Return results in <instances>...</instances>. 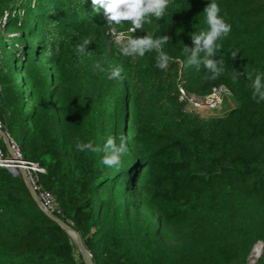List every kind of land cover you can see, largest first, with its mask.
Returning a JSON list of instances; mask_svg holds the SVG:
<instances>
[{
    "label": "trees",
    "instance_id": "16d2710c",
    "mask_svg": "<svg viewBox=\"0 0 264 264\" xmlns=\"http://www.w3.org/2000/svg\"><path fill=\"white\" fill-rule=\"evenodd\" d=\"M208 3L172 0L163 19L144 25L171 38L161 70L155 52L122 56L91 0H0L1 127L27 163L44 168L38 184L95 264H252L258 242L254 264H264V101L252 99L247 79L264 72V0H217L231 32L218 41L224 71L215 80L203 65L186 67L183 54L207 28ZM131 28L116 26L147 34ZM117 66L121 77L109 80ZM182 80L197 93L224 85L236 105L224 115L188 112ZM121 135L128 151L108 167L103 146ZM89 141L101 150L77 149ZM0 264H86L74 236L3 165Z\"/></svg>",
    "mask_w": 264,
    "mask_h": 264
},
{
    "label": "clouds",
    "instance_id": "9594fccd",
    "mask_svg": "<svg viewBox=\"0 0 264 264\" xmlns=\"http://www.w3.org/2000/svg\"><path fill=\"white\" fill-rule=\"evenodd\" d=\"M172 0H91L94 11L99 12L103 9L104 16L109 26V32L113 43L116 45L118 52L124 57H143L145 53H156V67L165 70L168 67L170 57L163 50V45L167 44L171 39L168 35L155 36L152 31H146L145 24H151L152 18L157 20L163 19L167 8ZM206 16V30H200L191 34L194 47L185 45L183 54L186 56V67H194L199 71L201 65L211 74L210 78L215 80L224 71L223 59H216L217 52L221 49L218 43L222 38L227 37L231 32V24L227 22L225 15H221V8L217 0H210L203 10ZM124 22H130L132 28L130 31L137 30L146 31V35L141 36H125L124 33L118 32L116 26L122 25ZM92 40L85 38L83 42L76 46V50L80 54H85L88 45ZM238 51H233L231 57L235 59ZM49 46L48 55H51ZM100 71H104L99 64L94 66ZM121 68L113 67L108 73L109 80L119 79L121 77ZM238 78L234 74L232 79ZM250 82L252 99L257 103L264 101V72L247 74ZM230 94V93H229ZM76 147L79 151L98 152L101 149L94 146L93 142L77 143ZM103 151V163L108 167L118 166L121 157L127 153V140L124 135L119 137V143L113 137H108Z\"/></svg>",
    "mask_w": 264,
    "mask_h": 264
},
{
    "label": "built area",
    "instance_id": "2783aa9c",
    "mask_svg": "<svg viewBox=\"0 0 264 264\" xmlns=\"http://www.w3.org/2000/svg\"><path fill=\"white\" fill-rule=\"evenodd\" d=\"M183 81L184 80L180 81L178 84V93H179L180 99L183 102L184 109L186 111L200 112L203 114H207V113H217L218 114L223 109L224 96L226 94H229V89L226 86L214 85L209 92L197 93L194 91H189L186 88V86L183 84ZM0 126H1V122H0ZM5 155L8 156V154L3 150L2 144L0 141V165H3L9 168L8 164L10 163H8ZM11 158L10 160H12ZM22 162L24 163L22 164L26 167L28 171L29 179L34 185V187L36 188V190L38 191V194L44 206L50 211L58 215L59 209L57 208L55 197L50 191L44 189L38 184V171H44V168L40 167L36 163H27L24 159H22ZM9 169L13 171V168H9ZM18 173L19 172H17V174ZM262 245H261V249H262ZM260 254H261V251L258 257L260 256Z\"/></svg>",
    "mask_w": 264,
    "mask_h": 264
},
{
    "label": "water",
    "instance_id": "95a60500",
    "mask_svg": "<svg viewBox=\"0 0 264 264\" xmlns=\"http://www.w3.org/2000/svg\"><path fill=\"white\" fill-rule=\"evenodd\" d=\"M0 134L3 137L4 141H5V145H6V149L9 153V155L13 158L16 157V155L18 156L17 158V165L20 169L19 173L23 176V178L25 179L27 186L29 187L32 195L34 196V198L37 200L38 204L47 212V214L52 217L54 220H56L63 228H65L69 233H71L72 235H75L76 237V241L78 243V246L80 248V251L84 257V260L86 262V264H95L94 260H93V256L91 251L89 250V248L87 247L81 233L73 226L71 225L69 222H67L66 220H64L61 216L57 215L56 213L50 211L49 209H47L39 194L38 191L36 190V188L34 187V185L32 184V182L29 179L28 176V171L26 169V167L21 163V160L23 159L21 154H18L14 148H13V144H12V140L11 137L9 135V133L7 131H5L3 128L0 127Z\"/></svg>",
    "mask_w": 264,
    "mask_h": 264
},
{
    "label": "rangeland",
    "instance_id": "374dc122",
    "mask_svg": "<svg viewBox=\"0 0 264 264\" xmlns=\"http://www.w3.org/2000/svg\"><path fill=\"white\" fill-rule=\"evenodd\" d=\"M120 32H122V33H124L125 34V36H130V34H129V31H120ZM236 105V102L234 101V99L232 98V96L230 95V94H226L225 96H224V107H223V109L217 114V113H207L206 115H224V114H226L232 107H234ZM198 113V112H197ZM1 127V126H0ZM2 128V127H1ZM0 137H2L1 136V134H0ZM2 139H3V137H2ZM3 141H4V139H3ZM12 144H13V141H12ZM13 148H14V150L18 153L19 152V150H18V148L16 147V145H14L13 144ZM7 154H8V156L7 155H5V157L7 158V161H8V163H10V164H8V167L9 168H13V171H15L16 173L17 172H19L20 171V169H19V167H18V165H17V163L16 162H13L14 161V159L13 158H11V156L9 155V153L7 152ZM19 154V153H18ZM10 158L12 159V160H10ZM21 163H23L22 162V160H21ZM24 164V163H23ZM18 174H20V173H18ZM74 236V238H75V240H76V237H75V235H73ZM261 245H262V242H258L254 247H253V250H252V252H251V255H250V262L252 263V264H254L256 261H257V259H258V255H259V251H261ZM260 247V248H259ZM259 250V251H258Z\"/></svg>",
    "mask_w": 264,
    "mask_h": 264
},
{
    "label": "bare ground",
    "instance_id": "6f19581e",
    "mask_svg": "<svg viewBox=\"0 0 264 264\" xmlns=\"http://www.w3.org/2000/svg\"><path fill=\"white\" fill-rule=\"evenodd\" d=\"M17 158L18 156L16 155V157H13L14 161L13 162H16L17 161ZM260 248V247H259ZM259 251V250H258ZM260 252V251H259Z\"/></svg>",
    "mask_w": 264,
    "mask_h": 264
}]
</instances>
